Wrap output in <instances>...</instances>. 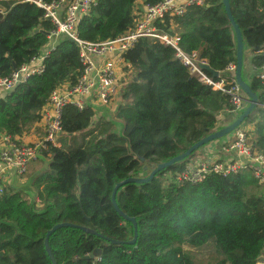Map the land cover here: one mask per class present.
Segmentation results:
<instances>
[{"label":"trees","instance_id":"obj_1","mask_svg":"<svg viewBox=\"0 0 264 264\" xmlns=\"http://www.w3.org/2000/svg\"><path fill=\"white\" fill-rule=\"evenodd\" d=\"M137 2L152 6L160 0H96L77 25L78 37L95 43L122 36L133 26ZM229 6L242 36L243 56L261 66L264 0H229ZM0 8L4 77L41 51L45 33L53 27L28 3L0 1ZM154 27L157 34L176 37L179 51L195 53L215 72L236 61L235 36L222 0H204L202 6L189 7L180 17H165ZM175 55L173 48L150 37L137 39L123 55L132 75L113 116L124 124L122 135L90 110L64 108L60 147L43 153L45 170L30 183L34 200L11 186L0 195V264H51L44 240L62 223L92 233L69 227L52 233L48 248L55 264H197L186 247L207 246L214 259L205 264L257 263L264 250V185L247 171L179 184L174 172L193 152L148 183L120 187L115 202L135 222L134 245L128 244L134 237L132 223L112 206L118 183L135 177L143 166L184 153L215 132L216 116L229 108L224 94L199 82ZM80 69L76 45L61 39L41 75L0 98V133L29 132L51 92L63 84L75 85ZM246 83L257 105L243 123L252 126L251 145L264 155V82L251 77Z\"/></svg>","mask_w":264,"mask_h":264},{"label":"built area","instance_id":"obj_2","mask_svg":"<svg viewBox=\"0 0 264 264\" xmlns=\"http://www.w3.org/2000/svg\"><path fill=\"white\" fill-rule=\"evenodd\" d=\"M28 3L43 12V19L53 29L47 33V43L28 62L15 68L9 75L0 77V98L15 91L30 78L44 72L45 62L61 39L72 41L78 50L81 66L75 85L56 87L39 112V119L29 132L21 135L0 133V195L12 181H19L29 170V166L39 160L49 148L60 147L62 136L61 121L63 110L72 106L78 111L90 110L94 118L99 110H114L119 87L131 78V71L123 55L130 50L137 39L156 38L176 51L175 57L199 82L214 91L224 94L229 108L216 116L219 130L233 123L249 104V100L235 81V63H229L216 76H207L204 66L207 62L196 54L187 55L176 47L178 39L165 34H157L154 24L165 17H180L189 7L202 6L204 0H160L155 5L145 6L142 2L133 7L134 22L122 36L104 42H86L77 34V25L96 0H0ZM0 13L4 10L0 8ZM264 55V49L260 51ZM209 67V66H208ZM127 68V70H125ZM251 77L264 82V63L255 67L250 63ZM100 118V117H98ZM251 125L242 123L229 135L211 143L203 156L189 159L174 178L179 184L195 185L207 175L227 177L243 171L249 172L264 185V155L251 145ZM39 204V200L36 199ZM264 209V208H263ZM256 264H263L257 261Z\"/></svg>","mask_w":264,"mask_h":264},{"label":"water","instance_id":"obj_3","mask_svg":"<svg viewBox=\"0 0 264 264\" xmlns=\"http://www.w3.org/2000/svg\"><path fill=\"white\" fill-rule=\"evenodd\" d=\"M222 5L224 8V11L226 13V16L231 24V27L233 28V32H234V36H235V81L237 83V85L240 87V89L243 91V93L246 95V97L249 100V104L248 106L245 108V110L241 113V115L238 116V118L231 124H229L228 126H225L215 132H213L212 134L208 135L207 137L201 139L200 141H198L197 143H195L194 145H192L189 149H187L184 153H182L181 155L165 162V163H161L158 165H148V166H143L142 167V171H149L148 176H142L141 173L136 174L135 177H129L128 179L118 183L115 188L112 191V195H111V203L112 206L114 208V210L117 212V214L122 217L125 221H128L130 223H132L133 228H134V237L132 239V241H130L128 244L129 245H134L135 243V239H136V226H135V222L132 218H128L126 217L124 214H122V212L119 210V208L117 207V204L115 202V194L116 191L126 185V184H136V185H141V184H145L148 183L150 181H152L153 177L155 174L159 173L160 171L167 169L169 167H171L173 164L175 163H179L181 161H183L184 159H186L187 157L190 156V154H192L193 152H197L198 150H200L202 147L220 140L222 138H224L225 136L229 135L234 129H236L239 125H241L245 119H247V117L250 115V113L253 111V109L256 107L257 105V98L256 95L251 91L249 85L242 80L241 77V73H242V69L244 67V62H243V42H242V36L241 33L236 25V23L234 22V19L231 15V11H230V6H229V0H222ZM45 35H47V33H45ZM203 70H205L206 72H209L211 75H213L214 77L216 76V72L211 70L210 67L208 66H204ZM141 162H143V159H141ZM80 228L81 230H83L85 233H92L89 230L82 228V227H78V226H74L71 224H57L54 227H52V229L50 231H48L46 233V237L44 240V246H45V250L46 253L48 255V258L51 262V264H55L54 259L49 251L48 248V237L54 233L56 230L61 229V228ZM91 256L85 257L84 259H89L91 258Z\"/></svg>","mask_w":264,"mask_h":264},{"label":"rangeland","instance_id":"obj_4","mask_svg":"<svg viewBox=\"0 0 264 264\" xmlns=\"http://www.w3.org/2000/svg\"><path fill=\"white\" fill-rule=\"evenodd\" d=\"M249 61H250V57L247 55H244L243 56V62L246 64V67L249 64ZM247 71H248V69H244V67H243V69H242V80L245 82H248L250 80ZM120 93H122V89L119 88L118 89V95ZM120 103L122 104V102H120ZM115 111H116V108H114L112 115H114ZM98 117H103L105 120H109L110 122H112L114 125L115 133L118 135H122V131H123V127H124L123 122L116 120L114 118L112 119L111 117L109 118L108 114L104 111H101V110H99L98 114L96 115V119ZM211 147H212L211 143L202 147L200 150H198L196 152V154L193 156V158L203 156V154L205 153V150H207L208 148H211ZM45 167H46L45 161L42 158H39L38 161H36L35 163H33L29 166L28 173L23 178H21V180L12 181L10 183L9 187L11 186L14 189H18V190L21 189L26 197L34 200L33 195L31 194V190H33V188L31 187L30 183H31V180L33 179V177H35L37 174H39L43 170H45ZM139 173H141L142 176H146L149 173V171L146 170V171H141ZM186 250L189 253H191V255L193 256V258L195 259L197 264H205L208 261H211L214 259L213 258L214 257L213 250L209 246L204 247V248H200V249L186 247Z\"/></svg>","mask_w":264,"mask_h":264},{"label":"crops","instance_id":"obj_5","mask_svg":"<svg viewBox=\"0 0 264 264\" xmlns=\"http://www.w3.org/2000/svg\"><path fill=\"white\" fill-rule=\"evenodd\" d=\"M250 63H251V61H249V64L247 65V67H246V64L244 63V69H248V76H249V79L251 78V71L249 70V66H250ZM125 87V83L124 84H122L119 88L120 89H122V91H123V88ZM120 102H124L123 101V99H122V93H120L118 96H117V100H116V102H114V106L113 107H115V108H117L121 103ZM114 110H110V111H107L106 113L108 114V117L110 118H112L113 119V116L114 115H112V112H113ZM258 262L259 263H263L264 264V250H263V252H262V254L260 255V257H259V259H258Z\"/></svg>","mask_w":264,"mask_h":264}]
</instances>
